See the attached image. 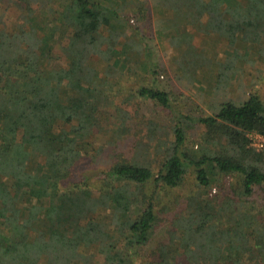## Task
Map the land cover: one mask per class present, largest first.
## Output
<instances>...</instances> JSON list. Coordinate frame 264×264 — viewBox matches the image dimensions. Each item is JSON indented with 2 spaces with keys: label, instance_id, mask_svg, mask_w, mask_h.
Here are the masks:
<instances>
[{
  "label": "trees",
  "instance_id": "obj_1",
  "mask_svg": "<svg viewBox=\"0 0 264 264\" xmlns=\"http://www.w3.org/2000/svg\"><path fill=\"white\" fill-rule=\"evenodd\" d=\"M128 1L138 20L150 4L157 9L156 38L174 50L176 80L194 95L206 85L212 114L189 113L161 79L166 65L153 46L138 30L128 33ZM3 5L0 264H264V198H256L264 146L251 138L264 137V100L227 96L238 63L264 57V0ZM45 12L54 16L47 27L38 20ZM144 102L169 112L170 127L146 121L131 157L70 184L82 161L103 155L102 135L112 134L111 145L131 133L124 107ZM216 177L232 180L228 193L210 192ZM160 214L171 215L151 248Z\"/></svg>",
  "mask_w": 264,
  "mask_h": 264
},
{
  "label": "rangeland",
  "instance_id": "obj_2",
  "mask_svg": "<svg viewBox=\"0 0 264 264\" xmlns=\"http://www.w3.org/2000/svg\"><path fill=\"white\" fill-rule=\"evenodd\" d=\"M136 1L138 2L139 0ZM117 2L121 3L122 0H117ZM125 6L126 7L123 9V15L129 20L128 33L131 34L138 30L139 34L142 35V38H144V41L149 42L153 46L155 60L162 62L163 65H166V72L163 73L161 79L163 81H167L168 83L170 82V88H172V90L177 95L182 96L183 100L181 103L183 104V107L189 113L194 115L212 114L209 107L212 105V102L215 101L213 100L215 96L211 95L212 93L210 92V89L206 88V85L205 88L201 90L203 94L199 93L194 95L193 92L189 90V88L182 84V82H178L176 80L175 75L177 74L178 70L174 63V50L169 48V46L160 43V41L158 42L156 38V21L158 16L157 9L154 10V8H152L153 6L150 4V10L147 12V18L145 17V19L138 20V18L135 16L137 7L131 4L130 1H128V4ZM1 7L0 14L6 11L4 9L7 8V5H3ZM14 13V10H12L10 13L6 12L5 20L10 23L13 20L12 16H15ZM53 18V14L47 12L38 16V20L41 22L40 25L44 27H47L48 23H50V20ZM57 41H59V39ZM221 47L223 51L226 50L222 43ZM237 66L240 67L241 73L239 78H235L233 81L232 88L227 95L228 98L234 99L235 101H242L246 99L250 93H256L264 100V57H262L260 54H250L245 60L239 62ZM124 109L129 111L132 116V120L130 119L131 133L124 139L119 140L117 143L111 145H109V142L114 140L112 138V134L110 133L108 135H102V138L100 137V143L106 145L103 155L98 159L99 161L97 160L95 163H91L90 161H82L78 165V168L74 170L70 179V184L83 181L85 178L84 174L86 173H89L87 175L99 173V171L103 168L115 163L117 159L121 158V156L131 157L134 153L138 138L140 136H144L147 133L146 121L153 120L168 127L171 125L169 112L164 111L153 103L144 102L140 104V106L137 103H133L126 105ZM202 131L203 130L199 127L193 128L189 132L191 145L196 146L200 142ZM251 138L253 140V146L257 149H260L264 146L263 136L256 134L251 135ZM219 179L220 177H216L213 181V189L210 191L213 195L218 194L221 190V187L224 189V193H228L230 191L229 187L232 180L229 178ZM190 185L191 184L189 183L185 187L174 191L173 198H175L177 195L190 191L192 189ZM225 190L227 191L225 192ZM257 197L259 199H263L264 192L259 190L258 194H256V198ZM182 207L183 205L181 204V206H179L173 213ZM171 214H160V220L162 221L160 223L161 227L159 226L160 228L157 230L155 238L151 243V248H153L155 244H157V242L161 239L160 234L164 232L166 226L165 224L168 223V219Z\"/></svg>",
  "mask_w": 264,
  "mask_h": 264
}]
</instances>
